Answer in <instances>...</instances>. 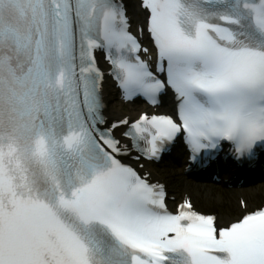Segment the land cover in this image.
<instances>
[{"label": "snow or ice", "instance_id": "obj_1", "mask_svg": "<svg viewBox=\"0 0 264 264\" xmlns=\"http://www.w3.org/2000/svg\"><path fill=\"white\" fill-rule=\"evenodd\" d=\"M177 149L264 170V0H0V264H264V202L201 210Z\"/></svg>", "mask_w": 264, "mask_h": 264}, {"label": "bare ground", "instance_id": "obj_2", "mask_svg": "<svg viewBox=\"0 0 264 264\" xmlns=\"http://www.w3.org/2000/svg\"><path fill=\"white\" fill-rule=\"evenodd\" d=\"M117 107L119 104L117 103ZM158 176L164 177L170 188L177 191H183L187 188L193 195L194 200H198L201 204V208H211L213 199L215 197H221L223 199L231 200L235 203V198L237 196H244L250 204H255L264 200V176L259 179V181L249 185L247 187V195L243 194L242 187L232 189L224 188L219 184L214 186L210 182L195 183L191 182L187 177L178 173V169L170 168L169 170L164 169V171H159Z\"/></svg>", "mask_w": 264, "mask_h": 264}]
</instances>
